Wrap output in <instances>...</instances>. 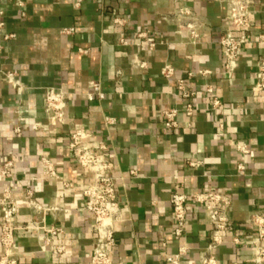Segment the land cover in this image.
<instances>
[{"label": "crops", "instance_id": "1", "mask_svg": "<svg viewBox=\"0 0 264 264\" xmlns=\"http://www.w3.org/2000/svg\"><path fill=\"white\" fill-rule=\"evenodd\" d=\"M250 3L249 39L236 69L224 75L219 38L227 10L221 0H0V166L13 163L18 264L89 263L94 219L79 188L92 178L68 147L75 125L88 129V143L103 144L99 154L112 162L109 173L123 212L115 223L113 264H168L164 255L181 246L187 250L179 264H201L202 254H213L216 264H255L257 232L249 218H264V91L255 88L257 60L264 57V0ZM181 6L191 8L198 24L195 43L177 29L174 12ZM137 61L147 67L138 68ZM165 63L174 69L170 77L161 75ZM198 69L211 74L201 76ZM8 73L19 86L6 81ZM177 79L195 91L191 118L180 112ZM93 83L102 99H88ZM207 85L221 100L216 110L208 105ZM48 87L66 93L64 125L49 119ZM168 108L180 112L177 128L164 126L160 111ZM105 116L114 122L105 123ZM232 142H246L250 152L238 153ZM42 155L72 187L42 176ZM176 182L188 196L180 237L173 233L170 204ZM3 186L0 179V192ZM27 188L41 210L29 205ZM207 191L230 199L224 241L214 249H208L204 208L191 199ZM52 227L61 232L46 245Z\"/></svg>", "mask_w": 264, "mask_h": 264}, {"label": "built area", "instance_id": "2", "mask_svg": "<svg viewBox=\"0 0 264 264\" xmlns=\"http://www.w3.org/2000/svg\"><path fill=\"white\" fill-rule=\"evenodd\" d=\"M221 1L224 2L227 10L226 28L219 38V45L223 54L222 73L229 75L236 69L238 57L241 55L242 48L249 39V15L252 9L250 0ZM174 18L177 21V29L187 33V38L190 43H195L199 39V32L198 24L193 17L191 8L188 6L177 8L174 12ZM63 31L71 33L73 28L63 29ZM186 57L190 58L189 55ZM136 65L140 69L147 67L145 61H137ZM173 70V67L169 63H165L161 68V75L170 77L174 72ZM196 72L201 76L211 74V71L208 69H198ZM187 76L190 78L192 72H189ZM5 78L8 83L19 86L13 73H8ZM255 88L264 91V57H260L257 60ZM175 89L183 101V108L180 111L181 114L186 118L193 117L195 114V107L193 105L195 91L183 79L176 80ZM205 92L208 96L209 107L212 110L218 109L221 106V100L215 95L213 86L207 85ZM94 95L98 99L104 97L99 85L96 83L92 84L91 92L88 93L87 97L89 100H92ZM44 102L51 122L56 125H64L67 121L65 91L60 87H48L45 90ZM180 112L175 108L161 110L160 115L164 126L168 129L177 128L179 125L178 114ZM104 122L112 124L114 119L105 116ZM187 125H189V122ZM38 128V124L32 125V129L37 130ZM14 132L19 133L20 128L16 126ZM91 136L92 134L88 129L81 125H75L69 133L68 142V147L74 153L76 164L82 169L89 171L92 178L91 182L81 185L79 188L80 194L84 198V209L93 215L94 232L96 235L88 264H113L115 223L123 220V212L117 200L115 178L109 173L112 168V162L99 154V151L105 148L103 144L90 145L88 143V139ZM232 145L240 154L250 152L246 142H232ZM39 161L43 177L60 180L64 188L72 187L70 182L63 180L57 173L56 166L49 156L42 155ZM188 164L190 166L200 165L199 162H188ZM237 170H244L243 163L237 164ZM132 173L134 174V171ZM13 176V163L6 161L0 166V179L4 182V186L0 192V264H18L13 250L16 231L14 218L17 213V205L11 187ZM29 180L31 182L36 181L37 177L31 176ZM26 195L28 196L29 205L34 210H41V207L32 198L33 193L31 189H26ZM191 199L204 208L210 224L208 249H214L224 241L223 231L229 224L226 208L230 205V199L226 194L216 191L194 193ZM187 201L188 196L181 191L180 184L176 182L172 186L170 204L174 221L173 233L177 237H180L185 230L187 222ZM249 222L257 232V238L253 241V261L255 264H264V218L254 214L249 218ZM47 231L49 232V236L44 241L46 245L51 243V237L61 232L57 227L49 228ZM234 242L238 243L237 239H234ZM186 250V246H181L175 253L165 254V261L168 264H179L180 257ZM199 261L201 264H216V259L213 254H202Z\"/></svg>", "mask_w": 264, "mask_h": 264}]
</instances>
